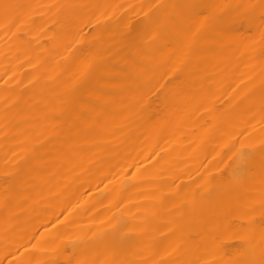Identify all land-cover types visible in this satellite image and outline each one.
Returning a JSON list of instances; mask_svg holds the SVG:
<instances>
[{"label":"bare ground","instance_id":"bare-ground-1","mask_svg":"<svg viewBox=\"0 0 264 264\" xmlns=\"http://www.w3.org/2000/svg\"><path fill=\"white\" fill-rule=\"evenodd\" d=\"M0 264H264V0H0Z\"/></svg>","mask_w":264,"mask_h":264}]
</instances>
